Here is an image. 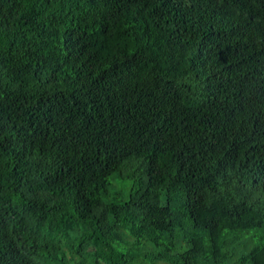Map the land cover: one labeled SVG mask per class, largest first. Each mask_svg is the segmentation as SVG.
I'll use <instances>...</instances> for the list:
<instances>
[{
	"label": "trees",
	"instance_id": "16d2710c",
	"mask_svg": "<svg viewBox=\"0 0 264 264\" xmlns=\"http://www.w3.org/2000/svg\"><path fill=\"white\" fill-rule=\"evenodd\" d=\"M159 263L264 264V0H0V264Z\"/></svg>",
	"mask_w": 264,
	"mask_h": 264
},
{
	"label": "rangeland",
	"instance_id": "374dc122",
	"mask_svg": "<svg viewBox=\"0 0 264 264\" xmlns=\"http://www.w3.org/2000/svg\"><path fill=\"white\" fill-rule=\"evenodd\" d=\"M254 233H255V232H254ZM254 233H253V235H254ZM257 236H258V234H257ZM257 236H255V238H256ZM255 238H254V242H255L256 240H258V237H257L256 240H255ZM159 264H161V263H159Z\"/></svg>",
	"mask_w": 264,
	"mask_h": 264
}]
</instances>
